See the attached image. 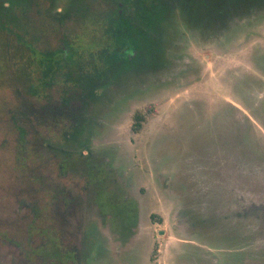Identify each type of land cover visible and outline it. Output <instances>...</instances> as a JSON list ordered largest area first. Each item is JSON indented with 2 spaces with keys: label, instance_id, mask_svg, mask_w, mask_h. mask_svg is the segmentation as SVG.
<instances>
[{
  "label": "rangeland",
  "instance_id": "rangeland-1",
  "mask_svg": "<svg viewBox=\"0 0 264 264\" xmlns=\"http://www.w3.org/2000/svg\"><path fill=\"white\" fill-rule=\"evenodd\" d=\"M69 1L16 11L0 34V264H264V11L219 38L178 19L155 42L157 70H126L90 99L67 81L74 65L42 87L31 64L67 41L80 65L99 50L86 48L100 25ZM110 198L137 218L104 210Z\"/></svg>",
  "mask_w": 264,
  "mask_h": 264
},
{
  "label": "trees",
  "instance_id": "trees-1",
  "mask_svg": "<svg viewBox=\"0 0 264 264\" xmlns=\"http://www.w3.org/2000/svg\"><path fill=\"white\" fill-rule=\"evenodd\" d=\"M41 1L3 0L0 4V34H9L8 32L11 31L4 25L5 22L11 25L16 24V11L33 8ZM83 2L84 0H70L67 10H75V14L80 12L81 15L76 14V16L81 22L92 17L95 23L100 25L99 43L86 48L87 51L98 48V54L97 52L90 54L91 60L87 64L80 65L78 62L81 57L84 59V52L80 53L77 43L71 44L67 41L63 49H58L50 55H42L37 62L38 65L34 61V54L30 55V59L34 69L39 68L42 71L43 78L40 82L42 87L47 86L50 80L55 81L62 64L70 67L74 65L73 69L77 70L75 77L79 82L74 79L67 81L81 88L90 99L96 97L99 88L110 83L112 78L119 79V76L126 70H131L132 73H151L152 70H157L147 67L159 61L155 42L161 37L165 38L171 29L176 28L178 19L191 28L199 29L198 32L206 38H219L231 23L253 13L264 11V0H120V7L110 8L101 14L84 10ZM18 46L23 47V43H19ZM24 47L27 52L33 50L31 46ZM5 54L0 51V57L3 56L4 60ZM12 60L8 58L9 64ZM134 67L136 70L131 69ZM91 68H94L93 72L89 70ZM134 118L136 122L133 130L138 131L143 115L136 113ZM82 148L86 149L88 145L85 143ZM102 208L107 212H115L117 219H128L127 215H135V219L137 218L138 210L133 201H119L116 198H110L108 203L102 205ZM203 208L199 207L198 211ZM44 231H47L45 226L42 228V232ZM51 251L59 255V251L51 247L44 250L46 258L52 257ZM61 253L63 254L59 256L68 259L73 255L72 253Z\"/></svg>",
  "mask_w": 264,
  "mask_h": 264
}]
</instances>
